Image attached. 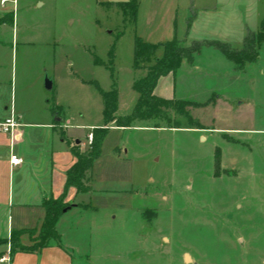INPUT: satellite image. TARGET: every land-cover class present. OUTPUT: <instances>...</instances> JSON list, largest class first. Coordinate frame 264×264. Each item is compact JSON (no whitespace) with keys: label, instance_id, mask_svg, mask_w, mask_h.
Listing matches in <instances>:
<instances>
[{"label":"rangeland","instance_id":"obj_1","mask_svg":"<svg viewBox=\"0 0 264 264\" xmlns=\"http://www.w3.org/2000/svg\"><path fill=\"white\" fill-rule=\"evenodd\" d=\"M131 1L17 0L18 41L34 48L22 61L20 46L18 82L24 70L32 86L41 78L54 109L65 115L68 134L86 144L80 153L91 150L88 135L95 143L94 131L105 123L100 90H118V116L132 112L133 84L155 63L135 69L137 39L241 49L264 19L245 21L241 10L233 22L216 17L205 22L209 28L202 23L187 33L181 0H137L136 17L120 5ZM194 63L192 86L184 66L177 96L199 101L190 113L202 130L149 128L151 122L109 129L87 174L98 212L71 219L93 228L90 259L79 264H264V45L243 69L208 46Z\"/></svg>","mask_w":264,"mask_h":264},{"label":"crops","instance_id":"obj_2","mask_svg":"<svg viewBox=\"0 0 264 264\" xmlns=\"http://www.w3.org/2000/svg\"><path fill=\"white\" fill-rule=\"evenodd\" d=\"M179 3L185 12L187 33L216 17L220 21L233 22L241 10L245 21L264 17V0H181ZM9 4L2 7L0 0V123L15 118L20 126L16 129L15 139L0 131V264H79L82 259H90L88 252L93 228L71 219L82 217L81 212L85 215L88 212L96 213L98 209L91 204L92 191L82 194L73 187L66 189V184L67 174L77 161L73 152H79L86 144L77 136L68 134L67 125L63 123L65 115L61 111L55 112L51 99L44 93V82L40 77L32 86L29 79H24V70L22 81L18 82L20 46L24 49L22 61L34 48L29 43H19L15 28L18 17L16 6ZM254 6L260 9L251 8ZM174 12L177 13V10ZM193 14L194 21L188 28V20ZM205 26L207 29L210 24ZM168 29L172 30V25ZM46 65L44 62V67ZM24 66H27L26 63ZM184 66H187L188 84L192 82L198 69L194 62L191 65L185 62L176 74L159 80L156 96L166 100L199 102L177 96L176 84ZM13 155L22 158L23 163L13 166ZM59 199L72 206L56 225L60 242L51 241L39 250L19 249H31L39 242L47 214L45 204ZM13 242L17 243L15 250L12 248ZM3 258L9 260L2 262Z\"/></svg>","mask_w":264,"mask_h":264},{"label":"trees","instance_id":"obj_3","mask_svg":"<svg viewBox=\"0 0 264 264\" xmlns=\"http://www.w3.org/2000/svg\"><path fill=\"white\" fill-rule=\"evenodd\" d=\"M123 7L133 9L136 17L138 11V2L133 0L129 3H120ZM195 14L188 20V28H191ZM251 33V32H250ZM264 45V20L261 23L257 34H249L241 49L231 47L222 42L194 43L192 46L185 47L179 40L150 44L141 39L135 42V69L141 68V64H149L154 60V65L147 68V74L136 80L133 84V90L138 95L132 112L120 117L119 111L120 95L116 88L110 92L100 90L104 103V125L100 129H95L94 139L91 143V150L86 153L74 151L73 154L77 161L67 174L66 189L71 187L77 189L79 193L87 194L91 187L87 185L89 179L87 174L92 170L94 162L100 157V147L110 128L132 129L139 128L141 124L153 123L149 128H170V129H188L202 130L199 122L191 116L190 109L197 108L199 105L192 101L179 99L166 100L156 96L155 90L162 77L169 74H176L182 65L187 62L193 64L195 56L201 53L205 46L213 47L219 50L227 60L236 65L237 69H243L247 64L255 63L259 58V50ZM161 52V56L158 54ZM113 57V53H111ZM97 64L106 66L103 62L97 60ZM201 107V106H200ZM55 112L57 108L54 109ZM182 120L188 122V127L182 126ZM164 123L166 126H161ZM148 127V126H147ZM215 175L219 176L221 171V150H216ZM47 214L41 227L40 239L31 249L18 247L21 250H39L46 247L49 242H60V236L57 233L56 225L62 217L65 210L71 208L64 204L63 200H51L45 204ZM17 243L12 248L15 250Z\"/></svg>","mask_w":264,"mask_h":264},{"label":"built area","instance_id":"obj_4","mask_svg":"<svg viewBox=\"0 0 264 264\" xmlns=\"http://www.w3.org/2000/svg\"><path fill=\"white\" fill-rule=\"evenodd\" d=\"M13 4L16 6L17 0H1V6L5 7L7 4ZM19 123L15 118L6 119L4 122L0 123V131L10 135L13 139L17 137L16 129L19 127ZM93 133L88 135V141L91 144L93 141ZM11 163L13 166H19L23 163L22 158L17 157L15 155L11 158ZM8 258H3L1 261L5 262L8 261Z\"/></svg>","mask_w":264,"mask_h":264},{"label":"water","instance_id":"obj_5","mask_svg":"<svg viewBox=\"0 0 264 264\" xmlns=\"http://www.w3.org/2000/svg\"><path fill=\"white\" fill-rule=\"evenodd\" d=\"M46 89L48 90V91H51L52 89H53V84H52V82L51 81H46ZM69 209H67V210H65L64 211V213H66L67 211H68ZM186 261H187V263H189L190 262V256L189 255H186Z\"/></svg>","mask_w":264,"mask_h":264}]
</instances>
